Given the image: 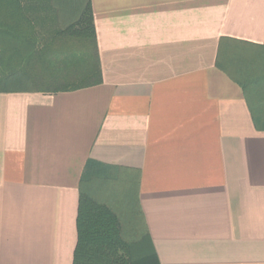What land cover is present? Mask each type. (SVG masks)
I'll use <instances>...</instances> for the list:
<instances>
[{
    "label": "crops",
    "instance_id": "obj_1",
    "mask_svg": "<svg viewBox=\"0 0 264 264\" xmlns=\"http://www.w3.org/2000/svg\"><path fill=\"white\" fill-rule=\"evenodd\" d=\"M91 2L101 84L0 92V264H74L89 160L102 202L136 176L159 264H264V63L217 64L264 50V0Z\"/></svg>",
    "mask_w": 264,
    "mask_h": 264
},
{
    "label": "trees",
    "instance_id": "obj_2",
    "mask_svg": "<svg viewBox=\"0 0 264 264\" xmlns=\"http://www.w3.org/2000/svg\"><path fill=\"white\" fill-rule=\"evenodd\" d=\"M263 52L223 38L217 64L236 77L245 72L235 70L234 54L253 65L264 63ZM102 82L91 0H0V92L59 93ZM107 169H114V205L96 196L102 177L111 174L94 160L85 166L74 264H159L137 205L136 176L120 167Z\"/></svg>",
    "mask_w": 264,
    "mask_h": 264
}]
</instances>
